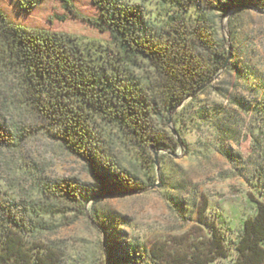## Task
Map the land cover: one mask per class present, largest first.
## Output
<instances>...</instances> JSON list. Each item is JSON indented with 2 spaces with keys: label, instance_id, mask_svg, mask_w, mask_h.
Here are the masks:
<instances>
[{
  "label": "trees",
  "instance_id": "16d2710c",
  "mask_svg": "<svg viewBox=\"0 0 264 264\" xmlns=\"http://www.w3.org/2000/svg\"><path fill=\"white\" fill-rule=\"evenodd\" d=\"M14 1L21 14H30L47 0ZM54 1L77 16L75 0ZM148 1L156 6L151 17L142 5L90 0L98 18L89 23L110 35L109 44L30 29L9 21L0 9V77L4 82L0 85V148L16 147L25 137L24 131L16 135L7 126L6 117L16 103L4 101L19 97V103L29 102L54 140L93 169L101 183L99 194L143 191L138 187V178L121 162L111 164L107 160L111 147L108 130L121 135L145 156L146 152L180 147L155 123L170 125L178 110L221 74L233 71L241 77L233 66L229 67L233 58L229 48L236 34L230 31L231 44L222 38L215 16L229 19L233 12L240 15L252 9L264 11V0ZM233 20H229L230 30ZM241 78L244 83L250 80L244 75ZM212 88L213 84L207 86L189 106ZM252 89L258 91L259 87L253 84ZM231 102L245 107L236 100ZM254 111L263 115L260 121L264 126V102ZM221 127L222 134L234 140L231 125ZM38 193L36 201H27L20 207L0 199V264H63L59 251L41 243L42 233L52 229L46 219H67L69 213L83 217L90 200L83 199L78 187L65 182H43ZM255 204L256 215L244 222L235 247V264H264V203ZM93 221L100 225L97 216ZM200 223L209 235L194 244L191 254L169 260L163 252L154 250L151 260L163 264H214L227 260L232 253L230 229L222 232L215 223ZM113 253L111 250L106 264H147L146 255L137 250L121 260Z\"/></svg>",
  "mask_w": 264,
  "mask_h": 264
},
{
  "label": "rangeland",
  "instance_id": "374dc122",
  "mask_svg": "<svg viewBox=\"0 0 264 264\" xmlns=\"http://www.w3.org/2000/svg\"><path fill=\"white\" fill-rule=\"evenodd\" d=\"M122 1L144 6L148 17L156 8L148 0ZM74 8L76 17L61 2L47 0L32 13L21 14L14 0H0V9L11 22L84 42L111 43L108 33H101L89 23L98 18L90 0H75ZM215 20L220 36L230 44V31L235 32L229 67L233 66L241 77L248 76L250 82L244 83L233 71L221 74L204 96L191 106L193 99L185 103L170 125L155 123L159 131L174 139L172 131H177L185 143L183 148L146 152L145 156L121 135L108 130L111 147L107 160L111 164L121 162L138 178V187L143 191L99 194L101 183L93 169L44 130L46 124L32 112L29 102L19 103V97L4 101L16 103L6 117L10 132L19 135L24 131L25 137L16 147L0 148V199L20 207L39 198L41 183L65 182L78 187L83 199L90 200L83 217L69 213L67 219H46L52 229L42 233L41 243L59 251L63 264H106L111 250L118 260L137 250L146 255L147 264H163L151 260L152 251L163 252L169 260L191 254L194 244L209 235L200 221L215 223L222 232L230 229L231 256L214 264H235V247L243 224L255 217V203H264L263 115L254 111L264 102V11L252 9L240 15L233 12L229 19L217 15ZM253 84L258 91L252 89ZM0 85H4L1 77ZM232 100L245 107L240 108ZM208 114V118L203 117ZM230 125L234 140L222 134L221 126ZM95 216L101 227L94 223Z\"/></svg>",
  "mask_w": 264,
  "mask_h": 264
},
{
  "label": "water",
  "instance_id": "95a60500",
  "mask_svg": "<svg viewBox=\"0 0 264 264\" xmlns=\"http://www.w3.org/2000/svg\"><path fill=\"white\" fill-rule=\"evenodd\" d=\"M227 64H228V62L226 63V65H225L223 71L226 69ZM212 83H213V82H211L210 84H212ZM210 84H209V85H210ZM209 85H206V86H204L203 88H201L200 90H198V91H197V92L191 97V99H194L197 95H199V94H200L205 88H207V86H209ZM172 134H173L174 137L176 138V140H177V142H178L180 148H183L184 145H183L181 139L179 138V135L177 134V132H176L175 130H173V131H172ZM156 165H157V163H156Z\"/></svg>",
  "mask_w": 264,
  "mask_h": 264
}]
</instances>
